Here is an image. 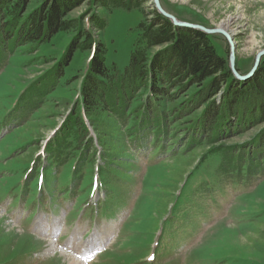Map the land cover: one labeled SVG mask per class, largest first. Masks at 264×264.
I'll return each mask as SVG.
<instances>
[{
  "label": "rangeland",
  "instance_id": "obj_1",
  "mask_svg": "<svg viewBox=\"0 0 264 264\" xmlns=\"http://www.w3.org/2000/svg\"><path fill=\"white\" fill-rule=\"evenodd\" d=\"M46 2L26 0L23 15L28 16L47 6L49 1ZM105 3L97 5L95 0H79L67 12L65 19L75 20L80 26L92 29L96 41L106 49L104 61L107 67L113 69L116 66L119 71H124L134 50L143 44H139L138 26L144 22L151 23L156 7L152 0H137L128 4L129 7L114 6L110 0H105ZM161 4L182 21L209 28L222 26L231 20L228 30H235L236 68L242 74L252 69L257 53L264 49V0H161ZM94 26L103 28L99 30ZM77 34L74 30L60 31L36 46L24 44L7 52L0 48V264H68L67 249L72 248L77 255L78 250L83 252L87 245L102 239L103 246L108 237L110 240L105 245L108 248L87 264H264V246L259 247L255 241L256 235L264 233L258 230V227H264V160L260 162L261 167L256 163L258 166L252 171L251 180L244 179L245 182L235 186L229 182L234 167L228 164L229 158L222 155L213 157L202 166L204 169L207 167L208 178H211L204 185L193 186L201 181L200 169L191 177L189 173L184 175L182 182L172 190L170 176L175 173L169 172L168 166L172 161L146 169L156 155L149 144L154 135L148 133L141 136L143 141L135 144L130 143L132 139L125 138L131 144L128 150L132 153L129 155L135 163L123 178L109 177V183L116 185L114 189L108 185V189L114 190L109 193L114 198H109L103 188L89 200L102 199L103 206L99 201L98 209L96 205L88 204L86 196L88 198L91 183L87 182V177L84 181L73 178L74 182L69 185L70 180L64 178L69 169L57 174H53L50 168L46 169L48 187L42 186L45 198H41L37 181L26 179L24 170L27 163L39 156L46 138L80 98L81 81L91 51L75 49L67 57L73 41L79 39ZM211 39L217 52L229 62L230 46L224 35L212 34ZM160 49L162 47H156L150 53L154 55ZM64 58H68L66 65L63 70L58 69ZM263 62L264 56L259 66ZM23 90L32 92L20 98L23 108L16 114L4 116L7 107L21 96ZM197 91L199 89L195 86L189 88L179 101L188 100ZM37 100L42 102L34 109L37 113L28 114L34 107L33 101ZM33 117L36 121L31 119ZM39 118L44 120L40 122ZM18 124L25 125L19 128L16 127ZM259 128L256 126L228 139V146L234 150L237 144H245L254 138ZM33 137L42 139L35 145L31 141L27 148L26 140ZM19 146H24V149L17 150ZM125 147L123 145L122 148ZM56 150L53 147V151ZM143 151L147 152L146 158H143ZM44 164L46 160L39 156L34 167L40 170ZM81 168H86L83 175L88 176V165ZM214 169H220L222 177L212 187ZM104 173L101 172L102 178ZM143 177L145 189L144 184L141 187ZM225 177L226 180L223 179ZM187 179L190 187L183 189L174 206L173 194ZM53 180L58 181L53 183ZM55 183L57 192L50 193L49 200L56 201L62 192L59 205L42 208L41 200H46ZM168 201L170 204L166 210ZM27 215L28 218L21 223L20 220ZM39 222L42 225L36 228ZM48 222L50 226H64L58 236L50 237L51 233L45 231L57 232L59 228L55 226L46 225L44 230ZM32 231L38 237H34ZM76 232L77 237L74 236ZM50 238L56 240L57 246L53 241L49 242ZM93 238L96 242L88 241ZM70 239L75 242L71 248L68 246ZM79 243H83V247ZM149 253L154 254L151 260Z\"/></svg>",
  "mask_w": 264,
  "mask_h": 264
},
{
  "label": "trees",
  "instance_id": "obj_2",
  "mask_svg": "<svg viewBox=\"0 0 264 264\" xmlns=\"http://www.w3.org/2000/svg\"><path fill=\"white\" fill-rule=\"evenodd\" d=\"M25 1L0 0L3 52L24 44L39 45L58 32L68 30L76 31L79 39L73 41L67 57L75 49L91 51L81 81L80 98L72 103L65 123L49 143L52 154H58L70 167L73 165L70 177L81 179V167L87 164L90 173L87 177L93 178L95 164L101 158L103 180L108 184L112 173L123 175L135 163L129 155L132 153L128 150L129 144L143 141L141 136L148 133L154 135L149 144L159 158L154 167L172 161L168 165L169 172L175 173L170 176L172 190L182 182L184 175L189 173L191 177L200 169V184L206 183L211 178H208L207 167L202 166L220 155L229 158L230 167L234 166L229 180L233 185L244 179L251 180L252 171L258 165L261 167L260 162L264 160V62L251 78L238 80L228 60L217 52L212 34L176 26L155 9L151 23L138 26L139 44H143L132 53L130 64L124 71L116 66L111 69L104 61L106 49L96 41L93 30L65 19L79 0H47V6L28 16L23 15L25 8L22 11ZM95 1L97 5L107 4L105 0ZM110 1L121 7L137 2ZM94 28L101 30L103 26ZM156 47L162 49L152 55L150 51ZM67 60L64 58L57 68L63 70ZM193 86L199 91L188 100L179 101ZM89 123L101 146L99 155ZM256 126L260 128L250 141L237 144L234 150L228 146V139ZM33 138L26 140L29 144L26 147L42 139ZM125 138L132 140L128 143ZM54 145L60 146L56 153ZM123 145L126 147L122 148ZM212 173L213 182H210L214 187L222 175L220 169ZM173 196L177 197L176 192ZM169 204L168 201L166 210ZM258 230L264 231V227ZM256 237L259 247L264 246V233Z\"/></svg>",
  "mask_w": 264,
  "mask_h": 264
},
{
  "label": "water",
  "instance_id": "obj_3",
  "mask_svg": "<svg viewBox=\"0 0 264 264\" xmlns=\"http://www.w3.org/2000/svg\"><path fill=\"white\" fill-rule=\"evenodd\" d=\"M152 1L157 11L161 13L163 16L169 18L172 21V23L176 26L199 29L208 34H216V33L223 34L230 46V56H229L230 68L234 76L238 80H242V81L247 80L256 73V71L258 70L259 64H260V60L264 56V49L260 50L257 53L255 63L252 69L248 73L242 74L236 68V42L234 38L235 35H233L228 29H226L225 27H221V26H218L215 28H209L201 24H195V23H191L187 21H182L178 19L175 15L165 10L161 4V0H152Z\"/></svg>",
  "mask_w": 264,
  "mask_h": 264
},
{
  "label": "bare ground",
  "instance_id": "obj_4",
  "mask_svg": "<svg viewBox=\"0 0 264 264\" xmlns=\"http://www.w3.org/2000/svg\"><path fill=\"white\" fill-rule=\"evenodd\" d=\"M221 25H222L221 27H225L226 29H228L231 26V20H228L225 23H222ZM231 33L232 34L235 33V30H232ZM103 243H104V240L102 239L96 244L87 245L84 248L83 252H79L80 250H78L77 255H75L74 253L71 254V253L65 252L69 260L68 264H86L85 259L87 258V256H91V254L97 251L100 248V246H102ZM79 245L83 247V243H79ZM80 254L84 255L83 258L79 256Z\"/></svg>",
  "mask_w": 264,
  "mask_h": 264
}]
</instances>
